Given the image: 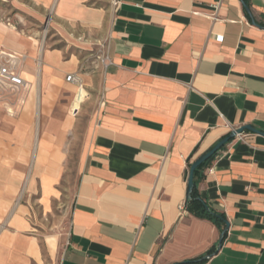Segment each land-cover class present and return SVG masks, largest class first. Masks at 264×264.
Returning a JSON list of instances; mask_svg holds the SVG:
<instances>
[{
  "label": "crops",
  "instance_id": "0c3cea01",
  "mask_svg": "<svg viewBox=\"0 0 264 264\" xmlns=\"http://www.w3.org/2000/svg\"><path fill=\"white\" fill-rule=\"evenodd\" d=\"M34 1L58 28L108 17ZM113 4L107 59L80 74L89 96L67 80L81 57L0 23L28 84L0 95V264H264L263 135H237L204 169L199 191L230 223L221 245L215 223L180 211L189 161L242 125L264 132V0Z\"/></svg>",
  "mask_w": 264,
  "mask_h": 264
},
{
  "label": "rangeland",
  "instance_id": "374dc122",
  "mask_svg": "<svg viewBox=\"0 0 264 264\" xmlns=\"http://www.w3.org/2000/svg\"><path fill=\"white\" fill-rule=\"evenodd\" d=\"M87 1L92 7L108 10V17L97 29L87 28L79 20H67V23L58 28L53 22L55 13L52 8L38 5L34 0H0V23L6 24L12 35L35 44L37 51L65 47L68 49L67 56L76 54L79 58L81 57L83 67L81 65L77 74L83 80L80 74L87 72L92 60L99 59L102 62L100 56L105 52L106 35L111 21V10L114 6V0ZM2 52L14 53L2 50L0 54ZM84 88L89 96L90 92L85 84ZM6 95L14 97L16 94L6 92Z\"/></svg>",
  "mask_w": 264,
  "mask_h": 264
},
{
  "label": "built area",
  "instance_id": "2783aa9c",
  "mask_svg": "<svg viewBox=\"0 0 264 264\" xmlns=\"http://www.w3.org/2000/svg\"><path fill=\"white\" fill-rule=\"evenodd\" d=\"M107 57L102 59L104 62ZM27 60L24 54L2 52L0 54V95L6 92L18 94L27 87V81L22 76L23 66ZM67 80L83 87L82 79L77 74H69ZM181 214L188 212L186 202L180 205Z\"/></svg>",
  "mask_w": 264,
  "mask_h": 264
},
{
  "label": "trees",
  "instance_id": "16d2710c",
  "mask_svg": "<svg viewBox=\"0 0 264 264\" xmlns=\"http://www.w3.org/2000/svg\"><path fill=\"white\" fill-rule=\"evenodd\" d=\"M215 156V155H214ZM212 156L209 158L206 162H204L196 171H195V177H194V187L191 193H189L187 200H186V207L189 213L192 215L204 218L212 221L215 223L221 231H224V228L226 226V216L223 213H219L215 211L209 203L204 199L202 194L199 191V184L201 180L205 177L204 175V169L209 164V162L214 157ZM191 163L189 161L188 167L190 169ZM188 175V171H187ZM207 206H209L210 209H207ZM214 251H210L209 255H211ZM207 258L206 256H201L199 258L191 259L188 261H183L175 264H205Z\"/></svg>",
  "mask_w": 264,
  "mask_h": 264
},
{
  "label": "water",
  "instance_id": "95a60500",
  "mask_svg": "<svg viewBox=\"0 0 264 264\" xmlns=\"http://www.w3.org/2000/svg\"><path fill=\"white\" fill-rule=\"evenodd\" d=\"M249 130L257 134H261L264 136V132L257 129L253 125H242L238 128L233 129L228 135H226L223 139H221L215 146H213L211 149L208 151L202 153L199 155L192 163L189 169L188 173V179H187V195L191 193L194 187V177H195V171L204 163L206 162L209 158L214 156L219 150H221L231 139L235 138L237 135L242 134L244 131ZM207 209H210L209 206H207ZM230 223L228 220H226V227L224 231L222 232V236L220 238V245L222 244L223 237L227 230L229 229Z\"/></svg>",
  "mask_w": 264,
  "mask_h": 264
}]
</instances>
